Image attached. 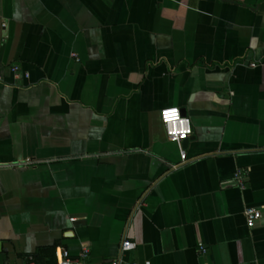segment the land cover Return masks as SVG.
<instances>
[{
	"label": "crops",
	"instance_id": "0c3cea01",
	"mask_svg": "<svg viewBox=\"0 0 264 264\" xmlns=\"http://www.w3.org/2000/svg\"><path fill=\"white\" fill-rule=\"evenodd\" d=\"M58 248L264 264V0H0V264Z\"/></svg>",
	"mask_w": 264,
	"mask_h": 264
},
{
	"label": "built area",
	"instance_id": "2783aa9c",
	"mask_svg": "<svg viewBox=\"0 0 264 264\" xmlns=\"http://www.w3.org/2000/svg\"><path fill=\"white\" fill-rule=\"evenodd\" d=\"M174 113V115H172ZM161 121L164 125L167 138L170 142L181 145L183 141L188 140L193 132L191 123L188 118L183 117L181 111L177 108H168L161 111ZM186 154L183 150L180 153V165L186 162ZM180 165H175L177 168ZM241 187H243L242 180L238 177ZM246 224L248 227H253L255 223L261 218V211L256 209H246L244 212ZM136 249V244L130 241H123L120 252L127 254ZM88 257V250L82 249L77 256H72L68 250L58 248L56 249L57 264H86ZM149 264V263H146Z\"/></svg>",
	"mask_w": 264,
	"mask_h": 264
},
{
	"label": "water",
	"instance_id": "95a60500",
	"mask_svg": "<svg viewBox=\"0 0 264 264\" xmlns=\"http://www.w3.org/2000/svg\"><path fill=\"white\" fill-rule=\"evenodd\" d=\"M181 114H182L183 117H186V113H185L183 110H181ZM188 142H189V139L183 141V142H182V145L185 147V146L187 145Z\"/></svg>",
	"mask_w": 264,
	"mask_h": 264
},
{
	"label": "snow or ice",
	"instance_id": "6c2138e0",
	"mask_svg": "<svg viewBox=\"0 0 264 264\" xmlns=\"http://www.w3.org/2000/svg\"><path fill=\"white\" fill-rule=\"evenodd\" d=\"M172 115H174V113Z\"/></svg>",
	"mask_w": 264,
	"mask_h": 264
}]
</instances>
